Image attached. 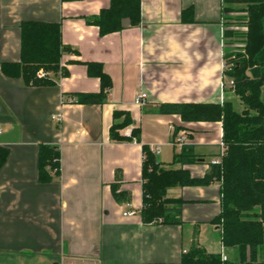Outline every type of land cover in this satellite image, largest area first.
Masks as SVG:
<instances>
[{
  "label": "crops",
  "instance_id": "0c3cea01",
  "mask_svg": "<svg viewBox=\"0 0 264 264\" xmlns=\"http://www.w3.org/2000/svg\"><path fill=\"white\" fill-rule=\"evenodd\" d=\"M109 3L0 0V146L8 151L0 168V264L179 263L192 245L235 259V249L222 246L212 223L220 212L218 181L167 191L184 200L181 224H148L140 216L143 145L162 167L185 169L192 178H202L220 152V121L186 122L158 108L222 103L221 0H140L139 24L125 18L121 30L101 36L87 19ZM24 21L59 23L62 43L75 51L62 55L68 75L52 76L55 85H28L1 70V64L19 61ZM88 62L100 64L110 81L102 105L75 102L74 95L100 89L99 78L87 73ZM138 91L147 95L140 107L134 104ZM115 111L131 119L119 134L130 137L136 129L138 141L110 139L111 125L123 119H115ZM180 132L197 163L173 162L179 151L168 141ZM40 145L59 149V175L49 182L38 180ZM114 183L128 201L116 202ZM128 210L135 213L123 215Z\"/></svg>",
  "mask_w": 264,
  "mask_h": 264
},
{
  "label": "trees",
  "instance_id": "16d2710c",
  "mask_svg": "<svg viewBox=\"0 0 264 264\" xmlns=\"http://www.w3.org/2000/svg\"><path fill=\"white\" fill-rule=\"evenodd\" d=\"M235 3L242 5L240 9L230 6ZM234 11L243 12L239 19L245 30L234 33L233 30L223 29V40L237 35L242 42L236 54L224 53L223 74L230 77V90L240 107L225 99L222 103H163L158 108L160 113L177 114L186 122L220 121L225 153L219 164L207 163L209 170L202 178H192L185 169L162 167L143 145L140 216L148 224H181L184 200L168 196L167 191L174 187L205 186L211 181H218L220 212L212 223L220 228L222 246L235 249L236 258L223 259L221 254H210L192 245L188 252L182 254L179 263L146 264H264V0H221V16L224 12ZM125 18L130 25L139 24L140 0H110L109 6L87 19V23L97 26L103 36L121 30ZM223 42L225 45V40ZM69 52L75 51L62 43L59 23L24 21L20 25L19 61L3 63L1 70L6 76L19 77L28 85H55L56 80L52 76L68 75L60 61L62 55ZM227 58L230 60L228 65L232 64L226 69ZM76 62L69 60V63ZM84 64L89 76L99 78L100 89L98 92L74 95L75 102L102 105L107 101L109 78L100 64ZM40 70L43 76H38ZM121 116L123 119L110 127V139L124 141L135 137L138 141L136 129L131 131L130 137L119 134L118 130L131 122L128 113H113L115 119ZM192 150L193 146L185 143L174 154L173 162L182 165L197 163ZM7 154V149L0 146V168ZM37 167L39 182H49L53 176L58 177L59 149L40 145ZM116 179L119 180L118 175ZM118 186V183L111 185L113 198L119 203L128 201V194L119 191Z\"/></svg>",
  "mask_w": 264,
  "mask_h": 264
},
{
  "label": "rangeland",
  "instance_id": "374dc122",
  "mask_svg": "<svg viewBox=\"0 0 264 264\" xmlns=\"http://www.w3.org/2000/svg\"><path fill=\"white\" fill-rule=\"evenodd\" d=\"M225 6L229 4L225 3ZM232 8L234 9H240V7L242 6L240 3H235V4H231L230 5ZM243 12L240 11H234V12H224V14L222 15V24H223V29L224 30H233L234 33H239V32H243L245 29L242 26V23L240 22L239 17L242 15ZM241 37H238L237 35L231 36V37H226L225 40V45H224V53L228 54V53H233L236 54L237 52H239V49L241 48L242 42H241ZM223 40V41H224ZM229 58H227L226 62V69L228 68V66L232 63H230L228 65L229 62ZM41 71V70H40ZM39 71V72H40ZM38 72V73H39ZM224 95H223V100L225 99H229L232 100L233 103L235 104V106L237 108H239V104L238 101L236 99V97L233 95V93L231 92V79L230 77H228L227 75L224 76ZM167 149V148H165ZM191 246H189V248H187L186 252L189 251ZM235 257H236V251H235Z\"/></svg>",
  "mask_w": 264,
  "mask_h": 264
},
{
  "label": "built area",
  "instance_id": "2783aa9c",
  "mask_svg": "<svg viewBox=\"0 0 264 264\" xmlns=\"http://www.w3.org/2000/svg\"><path fill=\"white\" fill-rule=\"evenodd\" d=\"M224 68H225V64H224ZM44 73L42 71H40L38 73V76H43ZM232 84V82H231ZM68 101H71V98L67 99ZM146 100H147V95L145 92L143 91H138L135 95L134 98V104L136 106H143L146 104ZM56 121H58V118L53 117ZM2 133V130L0 129V134ZM130 136V134H129ZM187 142V136L185 133L180 132L178 134L173 133V135L171 136L170 140L168 141V145H170L171 147H173L174 149H177L178 151L181 150V148L183 147V145ZM220 146V152L218 153V155L216 157H214L210 163L211 164H219L221 161V157L224 155L225 153V146L223 141H221L219 143ZM152 152L157 155L160 152V144L154 145ZM135 212L128 210L123 212V215H133ZM223 259H225V256L222 257Z\"/></svg>",
  "mask_w": 264,
  "mask_h": 264
}]
</instances>
